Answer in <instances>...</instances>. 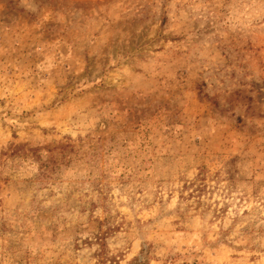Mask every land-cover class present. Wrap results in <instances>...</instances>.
<instances>
[{"label":"rangeland","instance_id":"rangeland-1","mask_svg":"<svg viewBox=\"0 0 264 264\" xmlns=\"http://www.w3.org/2000/svg\"><path fill=\"white\" fill-rule=\"evenodd\" d=\"M247 3L0 0V264H264Z\"/></svg>","mask_w":264,"mask_h":264},{"label":"clouds","instance_id":"clouds-1","mask_svg":"<svg viewBox=\"0 0 264 264\" xmlns=\"http://www.w3.org/2000/svg\"><path fill=\"white\" fill-rule=\"evenodd\" d=\"M218 4L225 5V0H217ZM257 3L259 4H264V0H251V3H247L243 5L244 11L241 13V15H251L252 13L250 12V9L253 8V5H256ZM235 5H236V0H233L232 4H226L225 5V11L229 14V20L232 19V17L235 16ZM226 23L228 21H225Z\"/></svg>","mask_w":264,"mask_h":264},{"label":"trees","instance_id":"trees-1","mask_svg":"<svg viewBox=\"0 0 264 264\" xmlns=\"http://www.w3.org/2000/svg\"><path fill=\"white\" fill-rule=\"evenodd\" d=\"M149 249L144 246L140 256L132 264H149Z\"/></svg>","mask_w":264,"mask_h":264}]
</instances>
